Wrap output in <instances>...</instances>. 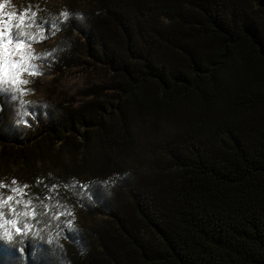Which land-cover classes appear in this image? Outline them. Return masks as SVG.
<instances>
[{"label":"trees","instance_id":"obj_1","mask_svg":"<svg viewBox=\"0 0 264 264\" xmlns=\"http://www.w3.org/2000/svg\"><path fill=\"white\" fill-rule=\"evenodd\" d=\"M0 5L47 37L0 92V182L36 213L0 264H264V0Z\"/></svg>","mask_w":264,"mask_h":264},{"label":"snow or ice","instance_id":"obj_2","mask_svg":"<svg viewBox=\"0 0 264 264\" xmlns=\"http://www.w3.org/2000/svg\"><path fill=\"white\" fill-rule=\"evenodd\" d=\"M0 7H3L0 5ZM67 18L69 13H63ZM26 17L29 22L25 24ZM15 13L9 14V21L16 19ZM19 23L16 27L25 26L32 28L36 26V32L17 31L12 32V29L8 26V22L0 20V92H18L21 95L25 90L20 88L21 84H28V80L22 79V75L27 73L28 75L42 74L32 61L41 59L39 55L31 51L33 42H40L43 39H47L44 35V30L35 23V13L33 12L30 17L20 16L18 18ZM58 31V29H56ZM14 99L16 97H13ZM12 185H17L12 187ZM12 185H5L0 182V188H7L11 193L5 195L4 192H0V240H7L9 242L14 241L16 234L27 235L30 231V225L26 219H20L21 217L35 216L34 210L21 211L18 207L13 205L15 200L16 205H23L25 209H29L32 206L31 199L23 200L16 199L19 195L23 197L25 195L24 188L27 186H19L15 180L12 181ZM5 206L7 209L5 210ZM19 243L20 241H16Z\"/></svg>","mask_w":264,"mask_h":264},{"label":"rangeland","instance_id":"obj_3","mask_svg":"<svg viewBox=\"0 0 264 264\" xmlns=\"http://www.w3.org/2000/svg\"><path fill=\"white\" fill-rule=\"evenodd\" d=\"M31 51H40V50H38V48H35L34 46H32ZM21 78L24 80H28L29 83L32 82V78H29L27 73H24ZM49 80L50 79L47 76V79H45V81L48 82ZM58 82L60 83V81H58ZM28 84H26V85L21 84V86L26 89ZM56 84H58V83H56ZM61 84L63 87L59 86L60 89L61 88L67 89L66 91H68L70 93V95L78 97V98L83 95L82 93L86 88L85 81L81 80V78H79V77H75L74 75H69L67 78L61 80ZM35 86L36 85H33L31 88L35 89L36 88ZM31 88H29V89H31Z\"/></svg>","mask_w":264,"mask_h":264}]
</instances>
